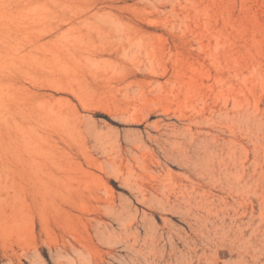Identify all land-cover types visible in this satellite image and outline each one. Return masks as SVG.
<instances>
[{
    "label": "rangeland",
    "instance_id": "rangeland-1",
    "mask_svg": "<svg viewBox=\"0 0 264 264\" xmlns=\"http://www.w3.org/2000/svg\"><path fill=\"white\" fill-rule=\"evenodd\" d=\"M0 264H264V0H0Z\"/></svg>",
    "mask_w": 264,
    "mask_h": 264
}]
</instances>
